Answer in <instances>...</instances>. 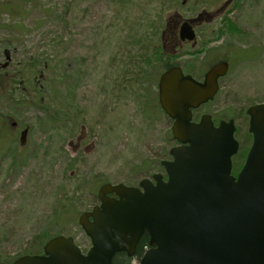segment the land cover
I'll return each instance as SVG.
<instances>
[{"label":"rangeland","instance_id":"374dc122","mask_svg":"<svg viewBox=\"0 0 264 264\" xmlns=\"http://www.w3.org/2000/svg\"><path fill=\"white\" fill-rule=\"evenodd\" d=\"M226 1L0 0V264L41 254L56 236L87 253L77 220L99 206V188L162 173L176 144L157 81L173 66L202 78L229 64L194 120L233 119L248 150L246 110L264 103V0L221 12ZM197 15L214 21L198 29L196 47L164 53L168 18L173 27Z\"/></svg>","mask_w":264,"mask_h":264},{"label":"water","instance_id":"95a60500","mask_svg":"<svg viewBox=\"0 0 264 264\" xmlns=\"http://www.w3.org/2000/svg\"><path fill=\"white\" fill-rule=\"evenodd\" d=\"M180 35L195 39L186 22ZM227 72L228 64L221 62L202 82L180 67L162 73L159 104L180 144L170 150L172 161L161 163L167 180L156 174L137 188L101 186L100 207L78 218L91 243L85 255L73 238L57 236L42 255L12 264H112L116 254L132 257L144 233L150 249L140 264H264V103L246 111L252 144L237 178L231 176V158L239 148L233 120L217 127L209 115L192 121V111L213 100L218 79Z\"/></svg>","mask_w":264,"mask_h":264},{"label":"flooded vegetation","instance_id":"af4514ba","mask_svg":"<svg viewBox=\"0 0 264 264\" xmlns=\"http://www.w3.org/2000/svg\"><path fill=\"white\" fill-rule=\"evenodd\" d=\"M233 1L234 0L226 1V3L221 8V12H223L224 9L229 7ZM171 18L172 17L168 18L166 26H165V30L162 33V36H161L162 43H161L160 47H161V50L164 53H166V51H170L172 53V55L170 54V56L172 58L174 56L173 53H177L179 51L182 52L186 47L194 49L196 47V44H197V31H198V29L200 27L206 25L207 23H210V22L214 21V18L212 16H210V15H206V16L197 15L194 18H191V19H185V20L180 19L177 22H175V25L173 27H171L170 26ZM185 22L188 23V25L190 26L191 30L194 32L195 39L193 41H188V40H182L181 39L180 30H181L182 24L185 23ZM173 23H174V21H173ZM188 52H191V51H188ZM215 64H213V65H215ZM1 69H2V66H0V70ZM228 71H230V66H229ZM182 72L186 76L190 75L192 78H194L196 80L198 79V81H203L204 76L202 78H196L193 75H191L190 73H186L183 70H182ZM6 78H7L6 74H0V90L2 88L4 91H6V83H5ZM206 105H204V106H206ZM201 107H203V106H201ZM201 107H199L196 111H194V113H193L194 116H195V114L198 112V110ZM202 115H204V114H201L200 116H202ZM195 122H198V121H195ZM214 124H215V122H214ZM215 125L217 126L218 124H215ZM12 127H13V131H17V124L16 123H13ZM236 134H237V127H236L235 135ZM236 139H237V137H236ZM250 139L251 140H250V143L248 145V150H249L250 145L252 143V137ZM24 141H25V136L23 134V131H21L20 132V143H23ZM238 143H239L238 153L236 155H234L232 157V159H231V175L234 178H237L238 174L242 170V167H243V165L245 163L246 156H247V153H248V151L246 152V154H244L243 152L241 153L240 152L241 151L240 150L241 149V144H240L239 141H238ZM176 145L178 146L179 144L176 143ZM168 161H171L170 157L168 158ZM161 171H162V173H160V174L162 175V179L166 180V175H165V172H164L162 167H161ZM150 179H152V176H151ZM111 197H113V196H111ZM145 236H146V239L142 240ZM148 242H149V237H148V235L146 233H144L142 235V237L140 238V240L138 241V243L136 245V248H135V251H134V254L132 255V257H129L127 255V253H125V252L119 253L120 256L124 260V264H139L142 256L144 255V253L146 251H148L149 248H150ZM41 254H36V255H41ZM113 264H114V261H113Z\"/></svg>","mask_w":264,"mask_h":264},{"label":"trees","instance_id":"16d2710c","mask_svg":"<svg viewBox=\"0 0 264 264\" xmlns=\"http://www.w3.org/2000/svg\"><path fill=\"white\" fill-rule=\"evenodd\" d=\"M172 140H173V139H172L171 134H170V136H169V138L167 139V141L171 142ZM166 153H167V152H166ZM144 239H146V236H145L142 240H144ZM113 261H114V264H124V260H123V258L120 256V254H116V255L114 256Z\"/></svg>","mask_w":264,"mask_h":264}]
</instances>
